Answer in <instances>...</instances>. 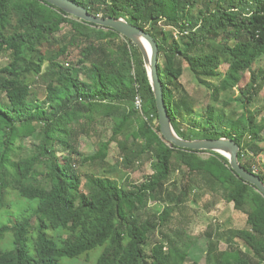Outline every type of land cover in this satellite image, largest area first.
<instances>
[{
  "label": "trees",
  "instance_id": "16d2710c",
  "mask_svg": "<svg viewBox=\"0 0 264 264\" xmlns=\"http://www.w3.org/2000/svg\"><path fill=\"white\" fill-rule=\"evenodd\" d=\"M75 1L95 15L123 16L151 32L159 43L164 98L177 133L234 138L243 166L264 180V169L254 168L264 150V117L258 121L261 113L254 107L264 89V69L256 66L264 58V0ZM71 47L77 51L73 59ZM4 53L9 62L0 68V93L7 98H0V206L8 187L38 205L0 225V240L12 232L11 248L0 245V264H64V257L79 258L97 246L103 247L98 264H264V194L222 153L165 139L143 55L131 39L46 0H0V56ZM181 61L201 80L218 81L207 121L194 118L195 103L180 82ZM245 71L249 92L241 89L242 98L235 89ZM30 73L45 82L44 98L34 91ZM106 120L113 122L111 136L84 153L81 137L97 132L95 125ZM29 137L34 143L23 155ZM112 142L125 168L149 160L153 172L141 182L115 176V165L107 163ZM60 147L66 159L59 157ZM75 156L102 165V173L86 175L87 192ZM204 190L221 193L247 214L248 225L210 233L206 262H187L191 242L180 246L164 227L192 192ZM152 199L173 204L151 212Z\"/></svg>",
  "mask_w": 264,
  "mask_h": 264
},
{
  "label": "rangeland",
  "instance_id": "374dc122",
  "mask_svg": "<svg viewBox=\"0 0 264 264\" xmlns=\"http://www.w3.org/2000/svg\"><path fill=\"white\" fill-rule=\"evenodd\" d=\"M54 47V46H53ZM48 46L44 44L42 49L46 51ZM76 48L73 49L71 47L70 51H72L71 55H68L70 58H74L77 56ZM62 56V60H65L67 56ZM164 59L161 57V62ZM9 62L8 53H4L0 56V68L6 65ZM182 66L184 67V73L180 77V82L182 87L187 91L190 98L195 103L196 114H194V118L199 121H207L208 118V108L210 103H212L211 92L214 89V86L218 83L216 80H207L203 81L198 78L189 68L188 63L186 61H181ZM258 67H262L264 69V58L261 59L257 65ZM228 67L227 64L223 65V69L226 70ZM29 77L35 78L33 83V89L38 94L40 98H44L46 95V84L43 79L38 76V74L30 73ZM264 78V74L263 77ZM250 81V72L245 71L240 74V82L239 85L235 89V95L240 94V90L244 89V93L249 92L248 83ZM241 95V94H240ZM179 93H177V97ZM243 98L244 96L241 95ZM0 98L6 100L5 93H0ZM234 105L233 103L228 108L230 111ZM257 109L260 110V115L257 120L264 117V89L258 96V101L256 105H254ZM253 107V108H254ZM238 110L241 111V108L238 107ZM239 112V111H238ZM112 120H106L102 122H98L95 125L94 130L91 133V136L83 135L81 137V149L84 153L88 151H93L96 148V144L99 139H108L112 134ZM188 125V123L186 124ZM34 139L29 137L25 140V147L23 155H26V152H31L30 146L33 144ZM261 144L264 145V133L262 134ZM95 146V147H94ZM59 157L62 159H66L68 157V153L62 148H59ZM203 156H209L208 152H202ZM107 163L110 165H115L116 170L114 171V175L125 179L126 182H141L145 179V177L153 172L151 161L145 160L142 162H137L135 166L127 169L123 164V156L121 154L120 148L118 147L117 142H112L110 145L109 154L107 157ZM264 165V162H262ZM73 165L75 170L81 175V189L85 192L88 191L86 185V175L91 173H102V165L100 163H92V162H83L79 156H75ZM44 167V166H43ZM106 168L108 166L106 165ZM75 173V172H74ZM73 172H69L67 177L76 179V175ZM178 171L174 172L173 178L177 179ZM173 188V187H171ZM177 190V189H176ZM178 192V190H177ZM191 200L184 202L181 204L172 214V218L169 224L164 227V231L174 236L180 246H183L191 242L188 261H199L201 263L206 262V253L208 248V239L210 233L214 235L217 229L220 230L236 227L243 228L248 225L247 223V214L243 211L236 210L234 204L232 202H228L224 199L221 193H211L206 190L192 192L190 195ZM167 204L172 205L171 201H167L166 203H161L152 199L150 201V209L151 212L157 211L160 212L164 209V206ZM38 201L34 199H28L22 197L15 189L12 187H8L5 194V205L0 206V225L2 224H11L12 221L15 220L17 216H24L31 214L34 209L37 207ZM34 221V219H33ZM186 231V232H185ZM35 232V231H33ZM49 234L60 235L63 233L62 229H49ZM180 234V237H176V235ZM153 239H156L159 235L154 234ZM12 239V232L7 231L3 238L0 240V245L3 247L11 248L12 244L10 243ZM30 251L33 252L32 241H29ZM147 249H150V244L147 245ZM221 248L226 247V243L221 241ZM2 247V248H3ZM102 246H97L93 250L90 251L88 255L81 256L79 258H70L64 257L62 262L64 264H98L97 258L98 255L102 251Z\"/></svg>",
  "mask_w": 264,
  "mask_h": 264
},
{
  "label": "water",
  "instance_id": "95a60500",
  "mask_svg": "<svg viewBox=\"0 0 264 264\" xmlns=\"http://www.w3.org/2000/svg\"><path fill=\"white\" fill-rule=\"evenodd\" d=\"M56 5L67 13L85 21L110 27L131 39L140 49L145 66L151 80V85L156 97V106L159 114L161 133L167 141L178 147L194 150L218 151L228 157L231 167L245 181L253 184L264 194V180L261 176L243 166L239 160L240 144L232 137L221 136L218 138H185L175 130L168 107L165 103L163 82L160 76L159 43L154 35L145 28L130 22L125 17L95 15L89 9L75 0H46ZM150 46V51L147 49Z\"/></svg>",
  "mask_w": 264,
  "mask_h": 264
},
{
  "label": "crops",
  "instance_id": "0c3cea01",
  "mask_svg": "<svg viewBox=\"0 0 264 264\" xmlns=\"http://www.w3.org/2000/svg\"><path fill=\"white\" fill-rule=\"evenodd\" d=\"M261 146H264V145L261 144ZM250 154L254 156L252 153ZM256 159H258V164L260 165V166L257 165L258 169H261V168L264 169V165L263 164L261 165V163L264 162V150L261 153L256 155Z\"/></svg>",
  "mask_w": 264,
  "mask_h": 264
},
{
  "label": "built area",
  "instance_id": "2783aa9c",
  "mask_svg": "<svg viewBox=\"0 0 264 264\" xmlns=\"http://www.w3.org/2000/svg\"><path fill=\"white\" fill-rule=\"evenodd\" d=\"M136 105H137L139 108H141V106H142L141 98L138 97V96H137V98H136ZM254 168H255V170H258V167H257V166H255Z\"/></svg>",
  "mask_w": 264,
  "mask_h": 264
},
{
  "label": "bare ground",
  "instance_id": "6f19581e",
  "mask_svg": "<svg viewBox=\"0 0 264 264\" xmlns=\"http://www.w3.org/2000/svg\"><path fill=\"white\" fill-rule=\"evenodd\" d=\"M147 49L150 51V46L147 44Z\"/></svg>",
  "mask_w": 264,
  "mask_h": 264
}]
</instances>
